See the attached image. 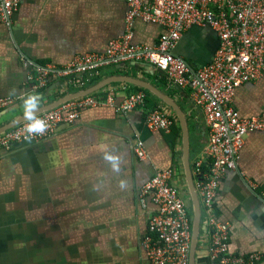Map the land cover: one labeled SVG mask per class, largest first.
<instances>
[{
  "label": "crops",
  "instance_id": "0c3cea01",
  "mask_svg": "<svg viewBox=\"0 0 264 264\" xmlns=\"http://www.w3.org/2000/svg\"><path fill=\"white\" fill-rule=\"evenodd\" d=\"M126 10L123 0H27L0 26V97L17 101L0 112V130L27 114L31 96L38 98L36 111L104 80L109 83L93 93L148 94L144 110L121 116L109 107L84 109L47 140L0 150V264H148L138 241L157 206L147 198L143 210L137 197L166 169L174 171L172 184L192 216L190 264H214L192 172L209 132L189 90L171 86L164 74L140 62L104 68L84 89L53 78L43 95H34L28 83L22 57L62 67L78 56L104 53L125 33ZM133 30V43L146 45L164 32L140 19ZM218 46L211 28L192 27L174 53L196 71L211 62ZM235 104L244 118L263 113L264 77L240 87ZM155 106L176 119L169 133L146 127L145 111ZM138 141L144 159L134 152ZM195 202L200 225L194 242ZM215 210L218 222L229 226L231 253L264 255V131L244 138L237 169L219 182Z\"/></svg>",
  "mask_w": 264,
  "mask_h": 264
},
{
  "label": "built area",
  "instance_id": "2783aa9c",
  "mask_svg": "<svg viewBox=\"0 0 264 264\" xmlns=\"http://www.w3.org/2000/svg\"><path fill=\"white\" fill-rule=\"evenodd\" d=\"M27 0H0V26L10 23ZM126 5L125 33L112 40L104 53H88L59 67L40 65L22 57L29 66L27 75L32 94L43 95L50 81L84 89L90 79L104 68L130 62L146 63L161 72L168 83L189 90L209 132L206 150L193 164L196 190L208 231L209 254L214 264H264V255L247 257L230 252L229 226L218 222L216 203L219 182L237 169V160L248 134L264 131V113L242 117L236 107L237 91L249 82L264 77V0H123ZM161 25L164 32L154 45L134 44V22ZM192 27H209L218 37L219 46L211 62L192 70L174 51L183 34ZM148 94L130 92L122 97L113 90L86 94L61 102L58 106L25 119L0 134V150L9 151L17 144L39 142L53 137L62 123H74L81 111L109 107L126 116L145 109ZM17 103L14 97H0V112ZM43 122L42 132H28L30 122ZM176 123L161 106L147 108L146 127L153 132L169 133ZM136 156L147 157L144 143L136 142ZM174 171L159 170L143 185L138 200L146 210L147 198L157 206L148 218L141 249L148 264H190L192 252V216L172 184Z\"/></svg>",
  "mask_w": 264,
  "mask_h": 264
},
{
  "label": "water",
  "instance_id": "95a60500",
  "mask_svg": "<svg viewBox=\"0 0 264 264\" xmlns=\"http://www.w3.org/2000/svg\"><path fill=\"white\" fill-rule=\"evenodd\" d=\"M109 81L108 80H104L102 82H100L99 84H97L96 86L90 88V89H87V90H84L78 94H75V95H72V96H68V97H64L63 99L61 100H58L52 104H49V105H46L45 107H42L36 111H34L33 115H36L38 113H41L45 110H48V109H51V108H54L56 106H58L61 102L63 101H66V100H69V99H72L74 97H78V96H82V95H86V94H90V93H93L95 92L96 90L100 89L101 87H103L104 85L108 84ZM147 86V85H145ZM149 87V86H147ZM152 89V87H149ZM264 113V112H263ZM262 114V113H261ZM260 115V114H259ZM253 116H258V115H253ZM179 117H180V121H181V124L182 126L184 127V118H183V115L182 113L179 112ZM252 117V116H251ZM249 117V118H251ZM26 119V115L24 117H22L21 119L15 121V123L3 128L0 130V134L5 132V131H8L12 128H14L16 125H18L19 123H21L22 121H24ZM199 225H200V209H199V205L197 202H195V224H194V227H195V239H194V242L196 241V234H197V231H198V228H199ZM145 235V234H144ZM143 235V237H144ZM193 257V255H192ZM193 260V259H192Z\"/></svg>",
  "mask_w": 264,
  "mask_h": 264
},
{
  "label": "clouds",
  "instance_id": "9594fccd",
  "mask_svg": "<svg viewBox=\"0 0 264 264\" xmlns=\"http://www.w3.org/2000/svg\"><path fill=\"white\" fill-rule=\"evenodd\" d=\"M38 104V98L35 96L28 97L26 100V107H27V114L26 119L32 120L33 113L37 107ZM45 125L43 122H30L27 128L28 132H42L44 130ZM109 159H112L109 157Z\"/></svg>",
  "mask_w": 264,
  "mask_h": 264
},
{
  "label": "flooded vegetation",
  "instance_id": "af4514ba",
  "mask_svg": "<svg viewBox=\"0 0 264 264\" xmlns=\"http://www.w3.org/2000/svg\"><path fill=\"white\" fill-rule=\"evenodd\" d=\"M137 201H138L137 203L139 204L138 197H137ZM138 242H139V244H138V245H139V247L141 248V238L139 239V241H138Z\"/></svg>",
  "mask_w": 264,
  "mask_h": 264
}]
</instances>
